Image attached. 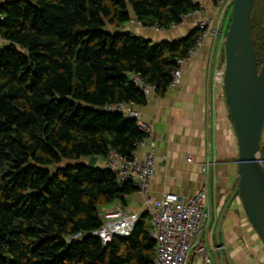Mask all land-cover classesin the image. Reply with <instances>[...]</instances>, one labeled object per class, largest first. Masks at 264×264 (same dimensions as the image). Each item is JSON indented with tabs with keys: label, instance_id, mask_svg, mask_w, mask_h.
I'll return each mask as SVG.
<instances>
[{
	"label": "trees",
	"instance_id": "obj_1",
	"mask_svg": "<svg viewBox=\"0 0 264 264\" xmlns=\"http://www.w3.org/2000/svg\"><path fill=\"white\" fill-rule=\"evenodd\" d=\"M201 8L194 0H0V264H155L147 213L128 238L104 244L88 234L102 226L103 207L124 206L137 190L87 163L105 161L111 149L133 157L147 133L104 107L147 102L133 75L165 94L201 33L154 43L124 33L125 25L170 29ZM261 155L264 162V143Z\"/></svg>",
	"mask_w": 264,
	"mask_h": 264
},
{
	"label": "crops",
	"instance_id": "obj_2",
	"mask_svg": "<svg viewBox=\"0 0 264 264\" xmlns=\"http://www.w3.org/2000/svg\"><path fill=\"white\" fill-rule=\"evenodd\" d=\"M194 1L203 9L185 16L181 24L164 30L132 24V33L158 43L186 37L205 18L222 25L221 12L213 0ZM222 39L223 35H210L184 65L180 82L170 85L165 94L155 93L147 97L145 104H134L156 141V166L151 183L154 197L166 192L184 197L196 194L204 184L202 166L209 157L217 161L214 177L215 191L221 193L218 203L222 205L226 201L239 180L234 119L224 86H215L213 79L219 65H224ZM147 149L138 148L137 155L142 156ZM97 165L104 166V159L97 160ZM115 205L121 203L115 202ZM242 205L240 199H236L223 222L229 260L231 264H264V245L256 241L247 244L252 234L247 233L246 226H241L245 214ZM124 207L143 212L144 201L135 193L128 197Z\"/></svg>",
	"mask_w": 264,
	"mask_h": 264
},
{
	"label": "built area",
	"instance_id": "obj_3",
	"mask_svg": "<svg viewBox=\"0 0 264 264\" xmlns=\"http://www.w3.org/2000/svg\"><path fill=\"white\" fill-rule=\"evenodd\" d=\"M232 1L219 0L217 7L221 12L222 20ZM202 9L203 7L199 11ZM1 19L3 16L0 14ZM130 23L143 26L136 19H132ZM198 26L201 33L195 47L186 57L178 59V66L172 73L171 85L180 82L184 65L192 60L205 40L210 35L219 37L222 33L221 24H217L214 19H202ZM223 77L224 65L214 73L215 86H224ZM133 80L147 97L157 93V85L147 82L142 76L133 75ZM104 110L120 112L125 117L135 118L141 130L147 133L146 138L138 143L132 158L124 157L111 149L104 161V166L116 174L120 184L132 183L137 190L136 194L144 201V210L130 211L122 204L112 208L106 207L103 209L102 226L88 234L99 237L104 244L116 236L128 238L139 223L141 214L147 213L153 222L152 236L156 242L155 264H218L213 242L207 244L203 240L204 231L213 218L215 208L214 168L217 166V161L209 157L204 162L202 170L205 173V181L196 194L184 197L174 192H166L160 197H154L151 194V183L156 166V141L150 135V126L142 120L139 110L131 102L107 104ZM140 147L148 148L142 156L137 155ZM82 235L77 233L71 236L69 242L78 240Z\"/></svg>",
	"mask_w": 264,
	"mask_h": 264
},
{
	"label": "water",
	"instance_id": "obj_4",
	"mask_svg": "<svg viewBox=\"0 0 264 264\" xmlns=\"http://www.w3.org/2000/svg\"><path fill=\"white\" fill-rule=\"evenodd\" d=\"M225 40L223 85L231 109L238 144L239 180L220 212L217 232L227 212L240 199L252 227L264 243V63L259 67L252 30L254 0H233ZM227 11L224 15V18ZM223 18V21H224ZM124 33L132 32L127 23ZM97 156L87 165L94 167ZM220 243V242H219ZM218 264H226L221 251Z\"/></svg>",
	"mask_w": 264,
	"mask_h": 264
},
{
	"label": "rangeland",
	"instance_id": "obj_5",
	"mask_svg": "<svg viewBox=\"0 0 264 264\" xmlns=\"http://www.w3.org/2000/svg\"><path fill=\"white\" fill-rule=\"evenodd\" d=\"M256 8L254 10V15L256 14L257 16V21L256 22H259V21H263L264 22V0H257V3H256ZM231 14H232V6L229 7V9L227 10V14L224 18V21H225V24H224V21L222 22V25L220 27L221 29V36L223 35V41L225 40V36H226V32H227V26H229L230 24V20H231ZM259 18L263 19V20H260ZM217 24L218 22L215 21ZM225 25V30H223V27ZM223 62L225 63V50H224V55H223ZM223 65V63L221 65H219L218 67L221 68ZM230 109V107H229ZM221 199V193L219 191H215V195H214V204H216L215 208H217L218 212L220 213L221 211V208L223 206V204L221 205L220 203H218ZM221 205V206H220ZM115 203L110 205V206H107V207H115ZM243 206V205H242ZM106 207H103V209H105ZM103 209H102V213H103ZM245 214L243 215V218L242 220L240 221L241 223V226H246V231L247 233L250 232L252 235H251V239H249L247 241V244L250 245V244H253L255 243V241L257 242V244H263V241L261 240V238L259 237V235L257 234L256 230L252 227L251 225V222L250 220L248 219L247 217V214H246V211H244ZM214 222H215V219L212 218V220L210 221V223L208 224V226L206 227L205 231H204V236H203V240L204 242H206L207 244H211L213 241H208L210 238H211V235H212V230L214 228ZM146 228L148 230H152L153 228V222H152V219L148 216L146 218ZM226 240V239H225ZM262 245V246H263ZM228 257V256H227ZM227 261L229 264H231L229 258H227Z\"/></svg>",
	"mask_w": 264,
	"mask_h": 264
},
{
	"label": "flooded vegetation",
	"instance_id": "obj_6",
	"mask_svg": "<svg viewBox=\"0 0 264 264\" xmlns=\"http://www.w3.org/2000/svg\"><path fill=\"white\" fill-rule=\"evenodd\" d=\"M221 210H222V208H221ZM219 215H220V213L218 212L217 208H214L213 218L215 219V222H214V228L212 230L211 239L213 241V245L215 248L217 262L220 258V254L222 251L224 256H225L226 264H229L227 261V258H229V249H228V246H227L226 240H225V231H224L223 224H222L221 230L219 232H217V223H218Z\"/></svg>",
	"mask_w": 264,
	"mask_h": 264
}]
</instances>
